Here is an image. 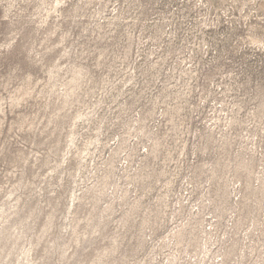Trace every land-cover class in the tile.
I'll list each match as a JSON object with an SVG mask.
<instances>
[{
  "label": "rangeland",
  "instance_id": "obj_1",
  "mask_svg": "<svg viewBox=\"0 0 264 264\" xmlns=\"http://www.w3.org/2000/svg\"><path fill=\"white\" fill-rule=\"evenodd\" d=\"M0 264H264V0H0Z\"/></svg>",
  "mask_w": 264,
  "mask_h": 264
}]
</instances>
